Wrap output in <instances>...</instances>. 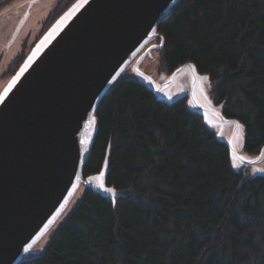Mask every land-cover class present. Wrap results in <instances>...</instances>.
I'll list each match as a JSON object with an SVG mask.
<instances>
[{"label": "trees", "instance_id": "16d2710c", "mask_svg": "<svg viewBox=\"0 0 264 264\" xmlns=\"http://www.w3.org/2000/svg\"><path fill=\"white\" fill-rule=\"evenodd\" d=\"M157 29L160 70L171 74L189 62L208 76L211 101L242 124L244 151L257 154L264 147V0H179ZM95 118L82 176L105 165L116 198L85 186L43 248L18 264H264V172L235 169L227 144L186 99L163 103L135 75L122 74Z\"/></svg>", "mask_w": 264, "mask_h": 264}, {"label": "water", "instance_id": "95a60500", "mask_svg": "<svg viewBox=\"0 0 264 264\" xmlns=\"http://www.w3.org/2000/svg\"><path fill=\"white\" fill-rule=\"evenodd\" d=\"M178 1L75 0L34 43L4 86L0 93V264H18L33 254L32 246L80 184L116 198L117 192L103 190L105 165L86 178L82 168L97 131L98 105L134 57L131 73L157 100L171 104L184 98L187 103V93L169 97L165 90L185 69L196 82L199 73L192 63L175 68L161 86L138 70L153 49L163 47L157 28ZM153 38L159 44L148 46ZM187 104L212 130L210 117L223 127L240 124L224 118L220 105ZM217 137L227 144L232 160V145ZM92 178L101 188L93 187Z\"/></svg>", "mask_w": 264, "mask_h": 264}, {"label": "rangeland", "instance_id": "374dc122", "mask_svg": "<svg viewBox=\"0 0 264 264\" xmlns=\"http://www.w3.org/2000/svg\"><path fill=\"white\" fill-rule=\"evenodd\" d=\"M55 1L56 0H14L1 9L0 93L13 76V73H8L9 70L7 69V66L11 63L14 56L20 51L23 39L29 37V41L34 40L36 36L35 34L39 31L41 26V22L49 14L48 12L54 7L56 3ZM43 35L44 33H42L40 37ZM159 42L160 41L157 38H153L148 46L152 44H159ZM158 52L159 51L157 49H153L152 52L143 59L142 64L138 66V70L142 73L144 71V73H146L157 86H161L164 84V81L171 76V74H167L166 72H162L160 70V66L157 62ZM136 58L134 57L131 60V64L122 73L123 75L129 76L133 74L131 73V69ZM209 88L210 82L205 78V76L199 74V78H197L196 82H194L191 71L185 69L175 78L174 83L165 90V93H168L169 97L176 96V94L183 95L187 93L189 95L187 97V103H194L197 106H203L204 108H216V106L211 105L209 102ZM210 120L215 133L227 142H230L232 145V165L240 169L244 164L248 167L250 174L264 172V150H260L257 154H249L244 151V133L242 124H239L237 127L233 124H224L223 127V124L219 123L218 119L216 120L215 117H210ZM90 182L93 187L101 186L100 182H98L96 178L90 179ZM84 187V184H80L73 191L72 195L65 203L66 206L63 208V211L48 226V228L43 231L37 242L32 246V253L43 248V246L49 241L51 234L55 229H57L58 224L72 210L73 205L82 195ZM105 189H111L112 191L109 193L112 195L114 194V190L106 184L103 186V190Z\"/></svg>", "mask_w": 264, "mask_h": 264}, {"label": "flooded vegetation", "instance_id": "af4514ba", "mask_svg": "<svg viewBox=\"0 0 264 264\" xmlns=\"http://www.w3.org/2000/svg\"><path fill=\"white\" fill-rule=\"evenodd\" d=\"M13 1L14 0H0V11H1V9L6 7L8 4H10ZM55 2L56 3L54 5V7L48 12L49 14L41 22V26L39 28V31L35 34L36 36H35L34 40L33 41H29V37H26V38L23 39V41L21 43L20 51L14 56L13 60L11 61V63L7 66L8 70H10L11 67L14 65L13 64L14 60L16 61V59H20L21 60V59L25 58V56L29 53V51L34 47L33 46L34 43L40 38L41 34L44 33L42 31L44 29V26L47 25V22H49L58 11L64 9L65 7L67 8L72 3H74L75 0H56ZM5 73H4V75H5Z\"/></svg>", "mask_w": 264, "mask_h": 264}, {"label": "bare ground", "instance_id": "6f19581e", "mask_svg": "<svg viewBox=\"0 0 264 264\" xmlns=\"http://www.w3.org/2000/svg\"><path fill=\"white\" fill-rule=\"evenodd\" d=\"M39 44H40V43H38L37 45L39 46ZM88 125H90V124H88ZM86 130H87V131H86V133H87L89 129L86 128ZM86 133H84V134H86Z\"/></svg>", "mask_w": 264, "mask_h": 264}, {"label": "snow or ice", "instance_id": "6c2138e0", "mask_svg": "<svg viewBox=\"0 0 264 264\" xmlns=\"http://www.w3.org/2000/svg\"><path fill=\"white\" fill-rule=\"evenodd\" d=\"M105 191L111 192L112 190L111 189H105Z\"/></svg>", "mask_w": 264, "mask_h": 264}]
</instances>
